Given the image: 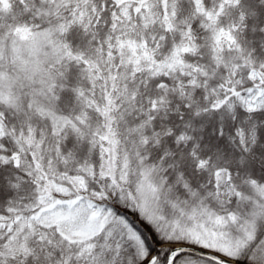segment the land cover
Masks as SVG:
<instances>
[{"label":"snow or ice","instance_id":"snow-or-ice-1","mask_svg":"<svg viewBox=\"0 0 264 264\" xmlns=\"http://www.w3.org/2000/svg\"><path fill=\"white\" fill-rule=\"evenodd\" d=\"M0 264H264V0H0Z\"/></svg>","mask_w":264,"mask_h":264}]
</instances>
